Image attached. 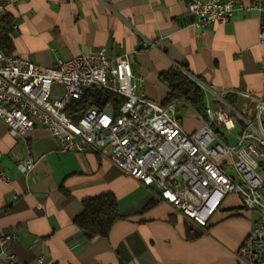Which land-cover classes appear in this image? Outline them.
I'll list each match as a JSON object with an SVG mask.
<instances>
[{
    "label": "crops",
    "instance_id": "1",
    "mask_svg": "<svg viewBox=\"0 0 264 264\" xmlns=\"http://www.w3.org/2000/svg\"><path fill=\"white\" fill-rule=\"evenodd\" d=\"M190 1L204 0H17L3 6L0 0V22L5 15L11 21V54L42 67L100 50L109 58L128 56L139 78L136 92L157 103L169 91L160 74L173 64L216 90L264 99V10H249L251 0H239L227 23L195 27L186 12ZM147 40L153 48H144ZM228 99L252 113L245 99ZM187 119L180 121L187 131L200 127L195 116ZM27 157L34 164L22 172L17 163ZM259 171L264 177V165ZM0 172L9 178L0 182V234H14L0 245V264H8L2 248L13 264H249L236 253L257 213L233 194L205 227L197 226L159 200L155 186L140 184L91 150L58 151L53 135L38 126L13 135L0 123ZM105 193L116 198L120 217L107 236L87 238L73 220L85 198Z\"/></svg>",
    "mask_w": 264,
    "mask_h": 264
},
{
    "label": "built area",
    "instance_id": "2",
    "mask_svg": "<svg viewBox=\"0 0 264 264\" xmlns=\"http://www.w3.org/2000/svg\"><path fill=\"white\" fill-rule=\"evenodd\" d=\"M238 1H190L186 12L193 16L195 27L224 24ZM247 9L264 10V0H251ZM143 46L154 44L147 40ZM185 73L202 90L201 111L185 99L164 104L138 94L139 78L126 55L109 58L100 50L42 67L0 50V123L13 135L45 128L60 152H96L140 184L155 186L159 200L200 227L208 224L228 194L237 196L244 209L257 213L237 249V260L264 264V177L259 171L264 165V99L242 90H216ZM88 90L96 92L94 102L80 108L77 104ZM229 95L245 99L252 113L247 115L231 103ZM187 104L200 122L192 132L178 117V108ZM235 128L238 133L230 142L227 138ZM33 164L27 157L17 167L28 172ZM8 181L7 174L0 172V182ZM12 238V233L0 234V245ZM2 249V261L13 264L12 254Z\"/></svg>",
    "mask_w": 264,
    "mask_h": 264
},
{
    "label": "trees",
    "instance_id": "3",
    "mask_svg": "<svg viewBox=\"0 0 264 264\" xmlns=\"http://www.w3.org/2000/svg\"><path fill=\"white\" fill-rule=\"evenodd\" d=\"M10 19L5 15L0 22V50L5 54H11L13 44L9 37ZM186 66L171 65L160 74L161 81L169 91L163 101L167 104L177 98L185 99L198 111L204 105V97L200 87L185 73ZM96 94L94 90H88L86 98L77 104L80 108L90 106ZM117 103L121 100L115 99ZM82 211L74 218L73 222L87 238L94 236H107L113 223L120 217L117 200L109 194L85 198L82 201Z\"/></svg>",
    "mask_w": 264,
    "mask_h": 264
},
{
    "label": "rangeland",
    "instance_id": "4",
    "mask_svg": "<svg viewBox=\"0 0 264 264\" xmlns=\"http://www.w3.org/2000/svg\"><path fill=\"white\" fill-rule=\"evenodd\" d=\"M194 116L195 115L193 113V109L188 104L183 107L178 108V117L180 121H182V117H186V120H188L187 118H193ZM192 131H189V132H192Z\"/></svg>",
    "mask_w": 264,
    "mask_h": 264
}]
</instances>
